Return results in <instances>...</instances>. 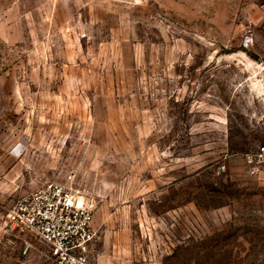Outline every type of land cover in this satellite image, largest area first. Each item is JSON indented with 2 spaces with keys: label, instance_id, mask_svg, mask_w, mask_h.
<instances>
[{
  "label": "rangeland",
  "instance_id": "rangeland-1",
  "mask_svg": "<svg viewBox=\"0 0 264 264\" xmlns=\"http://www.w3.org/2000/svg\"><path fill=\"white\" fill-rule=\"evenodd\" d=\"M263 139L264 0H0V264H47L6 212L48 181L90 264H264Z\"/></svg>",
  "mask_w": 264,
  "mask_h": 264
},
{
  "label": "built area",
  "instance_id": "built-area-1",
  "mask_svg": "<svg viewBox=\"0 0 264 264\" xmlns=\"http://www.w3.org/2000/svg\"><path fill=\"white\" fill-rule=\"evenodd\" d=\"M248 159L264 166V139ZM6 220L47 247V264H90L93 207L87 201L78 203L76 192L65 184L48 181L21 194L8 206Z\"/></svg>",
  "mask_w": 264,
  "mask_h": 264
},
{
  "label": "bare ground",
  "instance_id": "bare-ground-1",
  "mask_svg": "<svg viewBox=\"0 0 264 264\" xmlns=\"http://www.w3.org/2000/svg\"><path fill=\"white\" fill-rule=\"evenodd\" d=\"M80 195H78V198H79ZM78 203H82V198L80 197L79 200H78Z\"/></svg>",
  "mask_w": 264,
  "mask_h": 264
}]
</instances>
